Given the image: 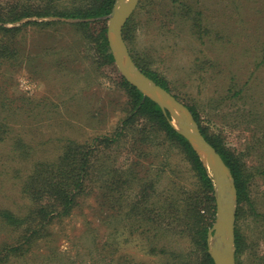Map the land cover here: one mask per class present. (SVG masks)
<instances>
[{
  "label": "rangeland",
  "instance_id": "obj_1",
  "mask_svg": "<svg viewBox=\"0 0 264 264\" xmlns=\"http://www.w3.org/2000/svg\"><path fill=\"white\" fill-rule=\"evenodd\" d=\"M57 1L72 0H0V12L11 19L27 10L42 13ZM50 21L64 25L23 27L10 46L16 58L0 60V122L8 124L0 141V211L17 215L28 214L37 203L21 193V181L35 164L55 161L68 140L91 144L111 135L127 113L117 66L103 63L94 44L82 40L72 27L77 21L32 16L0 26ZM123 40L139 66L157 73L178 102L197 111L209 138L240 160L247 198L236 202L235 260L264 264V0H139ZM101 146L94 147L95 154L103 155ZM120 147L112 156L126 162L127 149ZM167 147L147 160L151 170L164 167L166 179L159 187L167 192L176 185L201 197L192 165L181 150ZM195 207L207 216V206ZM216 212L215 204L212 227ZM104 220L93 197L87 198L68 217L46 224L29 249L21 246L28 233L0 221V264H113L119 257L122 264H157L144 241L122 230L116 236L113 220ZM175 248L197 259L190 238Z\"/></svg>",
  "mask_w": 264,
  "mask_h": 264
},
{
  "label": "trees",
  "instance_id": "obj_2",
  "mask_svg": "<svg viewBox=\"0 0 264 264\" xmlns=\"http://www.w3.org/2000/svg\"><path fill=\"white\" fill-rule=\"evenodd\" d=\"M53 3L52 7L46 8L42 13L35 11L34 14L27 10L15 14L11 19H6L0 12V23H14L32 16L77 21L72 27L82 40L94 44L103 63L116 67L107 42L105 19L111 13L115 0H72ZM28 25L47 30L64 25V22H29L13 29L0 26V60L7 61L11 56L16 58V54H11L10 46L14 45L23 27ZM128 25L129 20L123 28V35ZM124 39L126 40L125 37ZM133 61L149 79L169 92L167 83L159 78L157 73L148 68L143 69L134 59ZM121 85L127 94V113L116 132L104 136L101 140L95 138L91 144L68 140L55 161L35 164L32 172L21 181V193L25 192L37 203L29 208L26 215L1 210L0 221L14 232L19 231L22 235L24 232L28 233L21 246L27 245L29 249L34 239H38L41 230H44L52 219L68 217L87 198L93 197L99 210L105 213L104 222L107 219L113 220L112 226L117 229L116 236L122 230L127 233L128 238L136 237L144 241L143 247L149 249L148 256L156 258L157 264H213L207 252L206 239L214 222L215 201L214 187L207 169L190 144L169 125L168 114L164 115L157 104L144 98L122 77ZM189 111L205 140L216 150L229 169L234 179L238 203L246 202L247 180L240 160L219 142L211 140L201 127L197 111L192 108H189ZM5 127H8V124L0 122V141L5 139ZM20 142L21 140L14 142V147H21ZM100 144L104 147L103 155L94 152L95 148L102 147ZM120 144L124 145L123 149H127V159H124L126 162H117L119 158L112 156V152L121 149ZM167 145L181 150L192 165L201 185V197L197 193L182 192L176 185L167 192L159 187L166 179L164 167H154L151 170L147 160L149 155L158 152L160 147L165 146L168 150ZM44 198L46 202L40 203ZM195 203L207 206V216L196 211ZM36 218L39 222L33 227L31 223ZM188 238L196 247V260H193L187 251L175 248L179 240ZM238 241L239 238L235 234L237 253ZM125 262L129 263L128 260ZM112 263L122 264L123 259L119 257L116 263Z\"/></svg>",
  "mask_w": 264,
  "mask_h": 264
},
{
  "label": "water",
  "instance_id": "obj_3",
  "mask_svg": "<svg viewBox=\"0 0 264 264\" xmlns=\"http://www.w3.org/2000/svg\"><path fill=\"white\" fill-rule=\"evenodd\" d=\"M139 0H116L107 18V42L121 77L144 98L157 104L168 123L191 146L210 172L215 194L216 221L207 233V252L213 264H236L235 208L237 192L234 179L216 150L204 139L191 112L169 92L145 76L134 64L123 40V28Z\"/></svg>",
  "mask_w": 264,
  "mask_h": 264
}]
</instances>
